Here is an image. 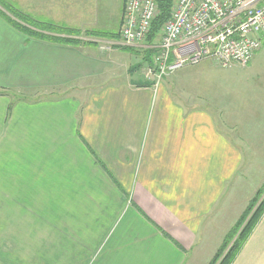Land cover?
<instances>
[{"label": "crops", "instance_id": "0c3cea01", "mask_svg": "<svg viewBox=\"0 0 264 264\" xmlns=\"http://www.w3.org/2000/svg\"><path fill=\"white\" fill-rule=\"evenodd\" d=\"M55 22L84 42L30 38L0 17V151L11 158L0 264H208L264 185L232 202L245 145L231 123L260 132L258 105L251 124L210 102L190 107L162 82L119 74L124 57L84 38L82 23ZM38 197L48 198V243L20 234ZM232 264H264V214Z\"/></svg>", "mask_w": 264, "mask_h": 264}, {"label": "rangeland", "instance_id": "374dc122", "mask_svg": "<svg viewBox=\"0 0 264 264\" xmlns=\"http://www.w3.org/2000/svg\"><path fill=\"white\" fill-rule=\"evenodd\" d=\"M10 1L18 4L23 11L35 16H45L59 23H69L70 20L73 25L78 22L82 23L81 29L84 38L92 40L94 43L99 41L97 43L100 50L110 54L109 57H113L114 52H118L120 56L124 57V62H120V66L117 65L116 70H119V74L125 73L124 70L127 69L131 73V79L152 80L155 81L156 85L162 82V84L170 86L190 107L210 102L215 105L213 107L216 110L224 107L226 111L232 110L234 115L238 114L239 116V114H242L245 119L248 118L247 122L251 124L254 118L252 114L256 111L254 105L257 104L263 119V126H256L260 132H253L250 128L246 133L239 132L238 127L234 125L237 119H233L231 123L233 140L239 143L241 147L245 145L242 148L244 153L243 163L231 183V189L234 188L232 202H241L244 201L247 195H249L248 198L251 196L255 184L264 178V86L259 87L256 84L259 80H264V53L261 57L255 58L264 47V36L262 37V48L255 54V59L253 58L246 65L235 63L229 67H223L214 59L206 58L197 64H189L174 72H169L158 82L156 77H147L146 73L148 66L154 64L155 56L159 52L158 44L160 43L161 30L154 43L157 49L153 53L148 49L147 40L137 46L115 45V42L118 41L117 37H119L127 0H86L85 4H83L84 0ZM76 2L80 4H76ZM101 28L110 34L105 35L97 30ZM93 32L96 34H93ZM114 34H117V36L115 37ZM114 38L115 41H111ZM102 41H111L114 45L111 48L102 49ZM24 79L26 81L29 78L25 77ZM32 93V89H11L9 92L13 99L18 94L28 96ZM221 100L222 102L219 103ZM240 109L242 111H239ZM238 111L239 113H237ZM256 144H261L262 148H256L258 146ZM8 163H11L9 152L4 151L2 153L0 151V175H5L1 171L8 167ZM255 196L251 197L249 201L251 202ZM24 199L28 202L26 198ZM31 202L36 210L32 207L30 213L22 217L25 220L23 221V231L20 230V234L22 237L33 239L32 243H38V239L48 243L50 237L46 224L48 221V198H32ZM232 202L231 209L228 212L232 211ZM39 204L43 207H38ZM233 241L225 248L226 252ZM223 245L224 241L217 252L221 250ZM8 249L10 251L11 246H8Z\"/></svg>", "mask_w": 264, "mask_h": 264}, {"label": "built area", "instance_id": "2783aa9c", "mask_svg": "<svg viewBox=\"0 0 264 264\" xmlns=\"http://www.w3.org/2000/svg\"><path fill=\"white\" fill-rule=\"evenodd\" d=\"M160 1L127 0L115 45L137 46L147 40ZM263 36L264 0H175L146 76L159 82L167 73L206 58L223 67L246 65L262 48ZM113 45L102 41L101 48Z\"/></svg>", "mask_w": 264, "mask_h": 264}, {"label": "trees", "instance_id": "16d2710c", "mask_svg": "<svg viewBox=\"0 0 264 264\" xmlns=\"http://www.w3.org/2000/svg\"><path fill=\"white\" fill-rule=\"evenodd\" d=\"M174 2L175 0L160 1L159 14L153 22L151 33L147 39L148 49L151 50L152 53L157 49L154 43L159 36L162 26L171 17ZM0 17L13 28L23 32L30 38L77 45L84 42L73 36L81 33V30L58 24L53 19L45 16H35L27 13L23 11L18 4L10 0H0ZM114 36L116 37L117 34H114ZM14 99H18L17 96ZM13 104L14 103H11L9 105V112L12 110ZM97 161L105 168L99 159H97ZM263 214L264 187L261 188L255 198L251 200L244 214L226 235L223 247L216 253L209 264H232ZM231 241H233V244L226 252L225 248Z\"/></svg>", "mask_w": 264, "mask_h": 264}]
</instances>
